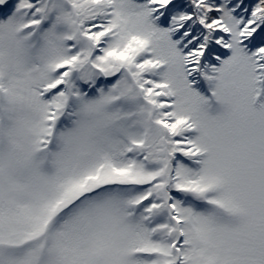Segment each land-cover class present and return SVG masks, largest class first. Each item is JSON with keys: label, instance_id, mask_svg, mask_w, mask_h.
Listing matches in <instances>:
<instances>
[{"label": "snow or ice", "instance_id": "obj_1", "mask_svg": "<svg viewBox=\"0 0 264 264\" xmlns=\"http://www.w3.org/2000/svg\"><path fill=\"white\" fill-rule=\"evenodd\" d=\"M0 264H264V0H0Z\"/></svg>", "mask_w": 264, "mask_h": 264}]
</instances>
